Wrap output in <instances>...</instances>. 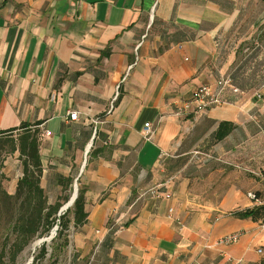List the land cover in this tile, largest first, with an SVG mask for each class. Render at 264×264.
Listing matches in <instances>:
<instances>
[{"label": "crops", "instance_id": "1", "mask_svg": "<svg viewBox=\"0 0 264 264\" xmlns=\"http://www.w3.org/2000/svg\"><path fill=\"white\" fill-rule=\"evenodd\" d=\"M226 76L239 92L175 115ZM37 122L41 185L85 192L73 264H264V0H0V132Z\"/></svg>", "mask_w": 264, "mask_h": 264}, {"label": "trees", "instance_id": "2", "mask_svg": "<svg viewBox=\"0 0 264 264\" xmlns=\"http://www.w3.org/2000/svg\"><path fill=\"white\" fill-rule=\"evenodd\" d=\"M41 122L34 124L36 128H30L29 125L23 124L20 128H29L27 132L20 135L18 145L13 142L12 151L19 150L23 161V174L17 180L15 194L5 193L7 198L15 199L14 213L12 226L21 236H26L25 241L29 243L36 235H48L51 229H54L57 224V219L61 221V228H67L69 224L64 222L66 215L73 211L75 226L83 224L87 220V212L85 210V192L79 187L78 196L73 204V207L67 209L64 214L59 213L61 207L70 200V196L60 197L56 202H49L45 188L41 185L43 175V163L39 146V129ZM234 127L233 123L222 122L217 130V139H223ZM16 128L1 131L0 135H12ZM13 136V135H12ZM1 157V154H0ZM2 165V164H1ZM70 182L71 177L67 178ZM64 180L61 178L60 183ZM24 196L23 201L19 202ZM262 207H253L243 211H236L235 215L241 218L258 219ZM63 222V223H62ZM42 228V230H41ZM24 245L14 251V257L23 248ZM46 253V244L42 245L41 257ZM38 258L33 264H37Z\"/></svg>", "mask_w": 264, "mask_h": 264}, {"label": "rangeland", "instance_id": "3", "mask_svg": "<svg viewBox=\"0 0 264 264\" xmlns=\"http://www.w3.org/2000/svg\"><path fill=\"white\" fill-rule=\"evenodd\" d=\"M12 135H0V264H33L36 258H38L37 264H73V211L69 212L64 219V222L69 224L67 228L62 229L61 221L57 219V224L55 225V227H58L56 234L46 244V253L42 257L40 253L43 244L36 247L34 244L39 238L47 235H36L29 243H26V236H21L11 225L13 223V216H16L14 213L16 200L7 198L5 193L15 194L17 179L21 178V176L13 178V175L9 173L7 159L11 155H15V151H12L13 142L18 145L20 141V137H14ZM77 174V171L60 172L59 175L64 182L60 183L59 187H53L47 184L45 191L49 202H56L62 196L69 195L71 198L74 193L75 184L77 183L78 190L80 187L79 181H76ZM251 174L254 175L253 173ZM69 177L73 179L71 182L67 179ZM23 199L24 196L20 198L19 202H22ZM70 207H73V205ZM66 211L64 210L62 214ZM236 211L237 209H233L232 212L234 213ZM261 213L264 214V209L261 210ZM56 217H59V213ZM52 230H50V233ZM22 245H24L23 248L14 257V251Z\"/></svg>", "mask_w": 264, "mask_h": 264}, {"label": "built area", "instance_id": "4", "mask_svg": "<svg viewBox=\"0 0 264 264\" xmlns=\"http://www.w3.org/2000/svg\"><path fill=\"white\" fill-rule=\"evenodd\" d=\"M118 90L120 85L117 86ZM231 88L233 92H239L240 89L236 87L233 83V80L231 77L226 76L221 79H219L216 83V85L211 84H203L200 85L198 88L195 89V91L192 94V97L190 99L183 100L177 104L175 115L177 116H189V115H196L203 111H206L208 108L219 105L222 103V95L225 92L226 89ZM119 94V91H117L115 100ZM260 96V93L258 94ZM71 119L76 120L78 119L79 113L77 111H71L70 113ZM142 133L146 139H150L154 134V128L153 124L151 122H146L143 126ZM47 135H51V131L46 130ZM154 193L156 195H160L158 190H155ZM253 198L255 195L250 194ZM166 198H171L172 194L169 192H165L163 194ZM169 217L173 218L174 215V208L171 207L169 209ZM243 232H233L227 235L222 236L216 241L217 245H230L236 243ZM257 252L264 257V246H260L257 248ZM228 262L230 264H245L243 258H233L228 257ZM202 264V263H197Z\"/></svg>", "mask_w": 264, "mask_h": 264}, {"label": "water", "instance_id": "5", "mask_svg": "<svg viewBox=\"0 0 264 264\" xmlns=\"http://www.w3.org/2000/svg\"><path fill=\"white\" fill-rule=\"evenodd\" d=\"M76 181H77V179H76ZM77 196H78V187H77V183H76V184H75L74 193H73L72 197L70 198V200H69L65 205H63V206L61 207V209H60V211H59V215H61L62 212H63L64 210H67L68 208H70V206H72V205L74 204V202H75ZM57 228H58V227H55V228H54L55 233H56ZM29 264H30V263H29Z\"/></svg>", "mask_w": 264, "mask_h": 264}, {"label": "bare ground", "instance_id": "6", "mask_svg": "<svg viewBox=\"0 0 264 264\" xmlns=\"http://www.w3.org/2000/svg\"><path fill=\"white\" fill-rule=\"evenodd\" d=\"M55 230L53 229L52 232L50 233V235L44 236L42 238H39L38 241L35 242L34 246H39L42 244H47L48 242H50L54 236H55Z\"/></svg>", "mask_w": 264, "mask_h": 264}]
</instances>
